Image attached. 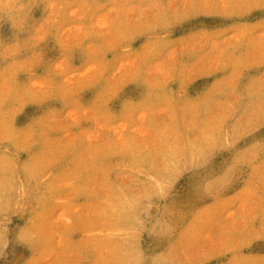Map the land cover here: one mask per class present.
<instances>
[{
	"label": "rangeland",
	"instance_id": "obj_1",
	"mask_svg": "<svg viewBox=\"0 0 264 264\" xmlns=\"http://www.w3.org/2000/svg\"><path fill=\"white\" fill-rule=\"evenodd\" d=\"M0 264H264V0H0Z\"/></svg>",
	"mask_w": 264,
	"mask_h": 264
}]
</instances>
